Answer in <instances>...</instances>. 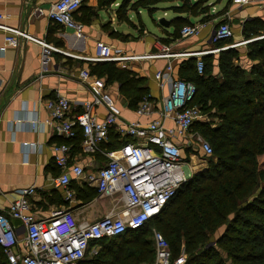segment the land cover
<instances>
[{
    "label": "built area",
    "instance_id": "2783aa9c",
    "mask_svg": "<svg viewBox=\"0 0 264 264\" xmlns=\"http://www.w3.org/2000/svg\"><path fill=\"white\" fill-rule=\"evenodd\" d=\"M82 0H56L45 10L36 7L37 15H45L51 21L80 31L81 23L73 18V12ZM264 0H231L236 5H246ZM0 29L6 35L4 46H16L18 39L33 41L42 46L41 66L45 67L51 50L84 60L88 63L114 62L120 67L131 68V63L156 58L195 57L196 70H203V55L217 54L221 50L246 44L248 40L235 41L228 46H215L220 40L232 37L233 31L227 21L228 14L217 20L208 37L209 47L200 50L172 51L169 44L160 43L152 52L126 53L114 51L105 42L96 44L90 55L69 52L47 43L27 31L9 26L1 21ZM204 23H189L180 28V36L185 38L199 33ZM264 35H261L262 37ZM79 77L91 89V98L82 103V110L75 114L70 111L69 100L62 95L47 99L44 103L58 133L65 138L76 135L75 126L80 127L82 138L80 151L94 155L100 153L103 162L92 168L87 163L71 157L70 145L52 144L53 159L60 169L53 178V185L64 192V198L73 201L74 191L69 188L71 180L78 185L86 184L95 189L98 197L117 196L121 204H115L102 216L93 219H80L68 208L53 209L45 218L36 217L31 212L29 195L34 193L32 186L17 190V197L5 209H0V246L9 264H79L86 256L95 254L98 242L123 233L127 228H137L158 214L163 206L175 195L177 189L189 180L193 170L182 155V148L194 149L198 144L205 155L212 153L209 143L199 133L190 136L192 126L207 120L200 107L192 103L195 85L192 81L172 75V65L157 70L154 78L157 87L166 92L156 101L148 92L134 113L138 116L155 114L146 122L126 121L121 118V108L106 90L104 82L90 73L88 67L79 70ZM102 105L105 115L98 119L92 109ZM169 119L173 126L165 125ZM36 120L31 125L36 126ZM113 128L120 136L130 140L112 150L100 148ZM186 138L185 141L178 137ZM195 150V149H194ZM17 219L19 227L11 224ZM154 258L138 264H184L186 254L182 249L172 257L169 245L159 231L153 232Z\"/></svg>",
    "mask_w": 264,
    "mask_h": 264
},
{
    "label": "trees",
    "instance_id": "16d2710c",
    "mask_svg": "<svg viewBox=\"0 0 264 264\" xmlns=\"http://www.w3.org/2000/svg\"><path fill=\"white\" fill-rule=\"evenodd\" d=\"M128 1L123 0L120 8ZM158 1L165 0H135L132 6L148 7L151 12L150 5ZM208 1L179 0L180 4L172 9L177 13L202 14V20L224 12L226 7L211 14ZM168 23L174 26L172 36L176 38L180 36V28L190 21L177 16ZM241 32L245 40L259 36L246 43L249 66L239 63L234 48L218 52L217 64L214 54L203 55L201 73L196 70L195 57L182 60L178 66L177 77L195 85L192 103L217 119L215 123L205 119L196 123L197 131L212 150L211 154H204L207 167L192 174L145 224L102 238L97 252L79 264L152 261L154 243L153 233L148 238L149 224L164 236L172 257L184 250V264H264V36L260 37L264 35V20L261 17L245 20ZM231 39L220 40L215 46H223ZM88 65L90 73L118 84L131 109L149 92L145 78L132 69L118 67L114 62ZM74 129L75 137L59 139L57 143H67L72 152H78L82 133L80 127ZM128 140V136H120L110 128L100 148L116 149ZM95 155L102 157L100 153ZM73 189L79 204L88 203L96 196L95 189L85 183L74 184ZM0 264H9L1 246Z\"/></svg>",
    "mask_w": 264,
    "mask_h": 264
},
{
    "label": "crops",
    "instance_id": "0c3cea01",
    "mask_svg": "<svg viewBox=\"0 0 264 264\" xmlns=\"http://www.w3.org/2000/svg\"><path fill=\"white\" fill-rule=\"evenodd\" d=\"M55 1L0 0L1 21L69 52L90 55L99 42L111 45L114 51L126 53L152 52L164 42L171 46L172 51L200 50L209 47L208 37L212 26L226 14L234 41L243 37L242 22L253 17L264 19V4L261 1L240 6L226 0L220 9L226 7L223 13L202 20V14L175 12L172 6H178L179 0L158 1L150 5L153 8L151 12L148 7H133L135 0H129L122 8L120 3L123 0H86L73 13L74 19L81 23L80 31L76 32L74 28L55 23L45 15L35 14L36 7L46 10ZM220 10L210 12L215 14ZM143 12L150 18L153 30H149L143 22ZM177 16L187 18L190 23L200 22L204 25L197 35L173 38L174 26L169 23L168 26L161 25L158 20L165 18L169 22ZM5 35L0 29V48L4 45ZM41 52V45L21 38L16 46L6 45L0 50V209L7 208L17 197V190L32 186L34 193L28 199L31 212L36 217L45 218L55 208H68L77 218L93 220L106 213L107 207L102 201L104 197L96 195L88 203L79 204L75 193L73 201H68L64 198L63 190L53 185V178L60 169L55 165L51 145L67 138L58 133L56 123L44 105L47 99L62 95L69 100L72 114L80 112L82 103L91 98L92 91L81 81L79 70L89 65L84 60L51 50L42 68ZM214 55L216 57L218 54ZM186 58L142 60L131 63L130 69L145 78L144 84L151 97L158 101L166 88L160 90L157 87L155 72L170 63L172 75L177 77L179 63ZM243 65L249 66L247 61ZM96 77L104 82L106 90L120 106L123 120L146 122L156 116L136 115L134 109L128 107V101L119 92L116 82L108 83L104 78ZM92 113L101 119L106 109L98 105L92 109ZM31 120H36L35 127L31 125ZM164 123L173 126L169 119ZM177 139L185 141L186 138ZM70 152L73 159L85 162L92 168L103 162V158L95 154L72 152V149ZM188 163L194 170L192 162ZM74 184L77 183L71 180L69 188L73 191ZM10 222L15 227L20 226L17 219H10Z\"/></svg>",
    "mask_w": 264,
    "mask_h": 264
},
{
    "label": "rangeland",
    "instance_id": "374dc122",
    "mask_svg": "<svg viewBox=\"0 0 264 264\" xmlns=\"http://www.w3.org/2000/svg\"><path fill=\"white\" fill-rule=\"evenodd\" d=\"M219 0H209L208 1V5L210 6V9H211V12H214V11H216L217 9L218 10H220L223 6H224V4H225V2H226V0H221V1H219ZM142 20H143V22L145 23V25L147 26V28L149 29V30H153V24H152V22H151V20H150V18L147 16V13L146 12H143L142 13ZM263 19V18H262ZM264 20V19H263ZM229 23V22H228ZM243 23V22H242ZM229 26H230V24H229ZM241 31H242V26H241ZM234 35V34H233ZM262 35V34H261ZM260 35V36H261ZM256 37H259V36H252V39H249V40H253V39H256ZM232 38L233 39H231L229 42H225V43H223L222 45H224V46H228V45H230V44H232V43H234L235 41H234V36H232ZM241 40H245V38L244 37H242L240 40H237V41H241ZM247 45L248 44H242V45H239V46H237V47H233L236 51H237V53H238V55H239V63H241L242 65H243V63H246V61H247V64L249 65L250 64V61L249 60H247L246 59V57H245V53H246V50H247ZM242 46V48H240ZM231 48V47H230ZM230 48H227V49H230ZM224 50H226V49H224ZM218 54V53H217ZM246 60V61H245ZM215 64H217V56L215 57ZM247 66V65H246ZM215 69H217V66L215 65ZM202 112V114H204L205 116H206V118H207V122H210V123H215V122H217V119L215 118V117H213V118H211V117H209L208 115H206V113L205 112H203V111H201ZM197 127H196V123H195V125H193L192 126V128H191V130H190V132H189V134H190V136H194V134H196V133H199L198 131H197V129H196ZM200 134V133H199ZM201 135V134H200ZM201 137L204 139V140H207L205 137H203L202 135H201ZM194 151L192 150V149H188L189 150V153L187 154V152H186V150H187V148H185V147H183L182 148V152H183V155H184V159H185V161H187V162H192V164L194 165V170H193V174L195 173V172H199L200 170H202V169H204V168H206L207 167V165H208V162H207V156H205L204 155V153L200 150V149H198V144L197 143H195L194 144ZM187 158V159H186ZM264 158V157H263ZM103 201V204L107 207V210H106V212L108 211V210H110L115 204H118V205H120L121 204V201L119 200L118 201V198H117V196H115V198L113 199V200H111L110 198H105V199H103L102 200ZM86 209H88V208H86ZM98 218V217H97ZM95 219H96V217H95ZM150 226L148 227V238L149 239H151V236H152V233L154 232V231H157V228L156 227H154L152 224H149ZM98 247H99V245H98ZM92 255H94V254H92ZM91 255H88V257H90Z\"/></svg>",
    "mask_w": 264,
    "mask_h": 264
},
{
    "label": "water",
    "instance_id": "95a60500",
    "mask_svg": "<svg viewBox=\"0 0 264 264\" xmlns=\"http://www.w3.org/2000/svg\"><path fill=\"white\" fill-rule=\"evenodd\" d=\"M158 23L161 24V25H164V26H168V20H166L165 18H160L158 20ZM210 241H211V243H213V239L210 240Z\"/></svg>",
    "mask_w": 264,
    "mask_h": 264
},
{
    "label": "bare ground",
    "instance_id": "6f19581e",
    "mask_svg": "<svg viewBox=\"0 0 264 264\" xmlns=\"http://www.w3.org/2000/svg\"><path fill=\"white\" fill-rule=\"evenodd\" d=\"M194 166V165H193Z\"/></svg>",
    "mask_w": 264,
    "mask_h": 264
}]
</instances>
